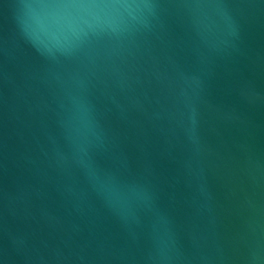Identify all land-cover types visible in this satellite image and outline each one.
Masks as SVG:
<instances>
[{
	"label": "water",
	"instance_id": "1",
	"mask_svg": "<svg viewBox=\"0 0 264 264\" xmlns=\"http://www.w3.org/2000/svg\"><path fill=\"white\" fill-rule=\"evenodd\" d=\"M0 0V264H264V0Z\"/></svg>",
	"mask_w": 264,
	"mask_h": 264
},
{
	"label": "snow or ice",
	"instance_id": "2",
	"mask_svg": "<svg viewBox=\"0 0 264 264\" xmlns=\"http://www.w3.org/2000/svg\"><path fill=\"white\" fill-rule=\"evenodd\" d=\"M73 2H74V0H71L70 4L73 3Z\"/></svg>",
	"mask_w": 264,
	"mask_h": 264
}]
</instances>
